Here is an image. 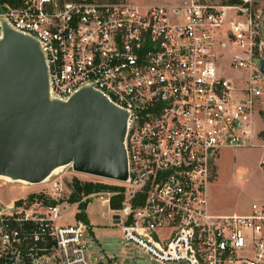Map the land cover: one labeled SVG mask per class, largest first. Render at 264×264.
Returning a JSON list of instances; mask_svg holds the SVG:
<instances>
[{"label":"built area","instance_id":"obj_1","mask_svg":"<svg viewBox=\"0 0 264 264\" xmlns=\"http://www.w3.org/2000/svg\"><path fill=\"white\" fill-rule=\"evenodd\" d=\"M253 1H0V39L6 22L40 41L53 95L68 99L92 85L129 113V177L107 182L121 189L75 197L76 179L100 178L69 166L40 190L7 204L0 198V264H114L113 257H93V226L79 217L96 197L126 242L161 264H264V200L219 213L208 196L224 149L258 141L264 148V75L257 65L264 23L252 14ZM229 45L236 50L228 68L237 76L222 72L219 48ZM16 183L0 176V189ZM72 206L71 224L64 218Z\"/></svg>","mask_w":264,"mask_h":264},{"label":"water","instance_id":"obj_2","mask_svg":"<svg viewBox=\"0 0 264 264\" xmlns=\"http://www.w3.org/2000/svg\"><path fill=\"white\" fill-rule=\"evenodd\" d=\"M0 39V176L39 184L71 167L126 181L129 113L92 85L68 99L52 94L39 40L6 22ZM264 37V27L262 28ZM264 75V57L257 60ZM118 218V215L115 216ZM131 264H138L128 258Z\"/></svg>","mask_w":264,"mask_h":264},{"label":"rangeland","instance_id":"obj_3","mask_svg":"<svg viewBox=\"0 0 264 264\" xmlns=\"http://www.w3.org/2000/svg\"><path fill=\"white\" fill-rule=\"evenodd\" d=\"M111 1V0H107ZM142 7L162 4H179L186 0H125ZM214 4H242V0H203ZM253 15L259 17L264 23V0H254L251 6ZM236 50V46L220 47L219 52H224L220 58L222 72L229 76H237L238 72L228 68L229 52ZM258 125L264 127V117ZM264 136V129L260 131ZM264 148L258 141L257 145L249 148L224 149L218 161L217 178L208 187L209 206L219 213L247 211L253 201L264 200V164H261ZM67 169L65 168L64 171ZM66 174H69L66 172ZM84 178L86 174H80ZM99 178V177H97ZM105 181V179H97ZM42 185L8 184L0 189V198L4 204L16 198L27 196L29 193L40 190ZM74 206L65 215V222L74 223ZM88 222L93 226V234L88 235V245L94 258L103 255L113 257L114 264H131L130 256H139L138 264H161L153 259L150 254L141 251L135 245L128 244L119 226H114L111 220V210L108 204L102 203L99 197L93 198L83 209ZM94 235V237L92 236ZM94 244H91L93 243ZM173 264V263H172Z\"/></svg>","mask_w":264,"mask_h":264},{"label":"trees","instance_id":"obj_4","mask_svg":"<svg viewBox=\"0 0 264 264\" xmlns=\"http://www.w3.org/2000/svg\"><path fill=\"white\" fill-rule=\"evenodd\" d=\"M2 2H7L10 0H0ZM73 1H79V0H73ZM90 1H94V0H90ZM97 1H107V0H97ZM111 1H116V0H111ZM14 2V0H13ZM232 2H236L235 0H233ZM108 182V181H107ZM107 182H102V181H98V182H93V181H86V182H82L78 179L75 180V188H76V194L74 195L76 197V195H82V193L84 194H88L90 192H94V191H101V190H117V189H121V187L114 185V184H110ZM121 198L122 196H120L119 198H116L112 204L113 208H119L121 206ZM85 208V205L82 206V209ZM79 217L85 221L88 222L87 219V215L85 213V211H82L79 214Z\"/></svg>","mask_w":264,"mask_h":264},{"label":"bare ground","instance_id":"obj_5","mask_svg":"<svg viewBox=\"0 0 264 264\" xmlns=\"http://www.w3.org/2000/svg\"><path fill=\"white\" fill-rule=\"evenodd\" d=\"M105 181L111 182V181H113V180L105 179ZM20 183H25V182L20 181Z\"/></svg>","mask_w":264,"mask_h":264}]
</instances>
